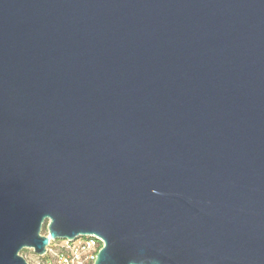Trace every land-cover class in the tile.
Wrapping results in <instances>:
<instances>
[{
	"label": "water",
	"instance_id": "water-1",
	"mask_svg": "<svg viewBox=\"0 0 264 264\" xmlns=\"http://www.w3.org/2000/svg\"><path fill=\"white\" fill-rule=\"evenodd\" d=\"M81 236L264 264V0H0V264Z\"/></svg>",
	"mask_w": 264,
	"mask_h": 264
},
{
	"label": "built area",
	"instance_id": "built-area-1",
	"mask_svg": "<svg viewBox=\"0 0 264 264\" xmlns=\"http://www.w3.org/2000/svg\"><path fill=\"white\" fill-rule=\"evenodd\" d=\"M51 242V241H50ZM103 242L95 236H81L73 241H58L47 247V264H94Z\"/></svg>",
	"mask_w": 264,
	"mask_h": 264
},
{
	"label": "rangeland",
	"instance_id": "rangeland-1",
	"mask_svg": "<svg viewBox=\"0 0 264 264\" xmlns=\"http://www.w3.org/2000/svg\"><path fill=\"white\" fill-rule=\"evenodd\" d=\"M41 233L44 236H48V233L45 227L42 228ZM57 243L58 241L50 242V248H52L54 244H57ZM21 256L25 259L26 263L28 264H47L46 257H41L39 255H36L31 249L23 250V252L21 253Z\"/></svg>",
	"mask_w": 264,
	"mask_h": 264
}]
</instances>
